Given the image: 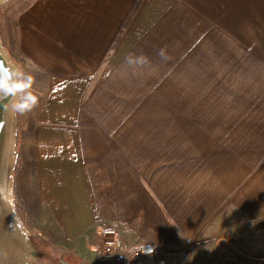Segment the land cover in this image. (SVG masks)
I'll use <instances>...</instances> for the list:
<instances>
[{"label":"crops","instance_id":"1","mask_svg":"<svg viewBox=\"0 0 264 264\" xmlns=\"http://www.w3.org/2000/svg\"><path fill=\"white\" fill-rule=\"evenodd\" d=\"M2 7L35 78L39 264H117L105 226L168 264H264V0Z\"/></svg>","mask_w":264,"mask_h":264},{"label":"rangeland","instance_id":"2","mask_svg":"<svg viewBox=\"0 0 264 264\" xmlns=\"http://www.w3.org/2000/svg\"><path fill=\"white\" fill-rule=\"evenodd\" d=\"M12 1V0H9ZM7 1V2H9ZM16 1V0H15ZM5 4V3H4ZM4 4H0V43L2 46L6 47V51L8 54H12V56L21 61L19 63L21 67L22 76V85H23V93L20 100L17 103L15 110V121H16V130H17V143L15 149V158L14 164L12 168V180H11V199H10V208L9 212H11V216L16 223V227L19 229L20 234L25 233L31 239L28 240L29 246L28 248L31 250V253H34L35 244L39 249L40 253H44L46 248L51 246L52 244L46 240H43L39 237L35 232L37 228L35 227L36 219V211L38 205V197L36 194V189L34 185V170H33V162H34V153L32 149L31 143V132L27 127L24 126V111L27 106L30 107L29 116L33 117L34 106L30 104L31 100L26 97V94L30 93L31 89H34V72L31 69H28V65L22 61V59L17 55L16 48L12 45V34H11V26L13 23V12L16 10H4L2 7ZM17 10L19 6H16ZM23 9V6L20 10ZM18 10V11H20ZM31 77V78H29ZM36 81H42V79L37 78ZM32 123L30 119L28 123ZM26 160V161H25ZM112 227V226H108ZM126 244V243H125ZM127 245V244H126ZM35 248V251L38 249ZM158 250V249H157ZM98 252L103 253L102 250H98ZM158 254V252H157ZM156 254V255H157ZM153 256L147 260H151L152 258H156L157 256ZM112 256V255H110ZM36 262L39 264L42 262L40 255L36 256ZM146 260V261H147ZM156 264H168L166 260H161L160 258L155 259ZM33 261L32 258L29 257L28 264H31ZM55 263V261H52ZM144 263V262H143ZM42 264V263H41ZM51 264V263H48Z\"/></svg>","mask_w":264,"mask_h":264},{"label":"water","instance_id":"3","mask_svg":"<svg viewBox=\"0 0 264 264\" xmlns=\"http://www.w3.org/2000/svg\"><path fill=\"white\" fill-rule=\"evenodd\" d=\"M22 93L20 66L0 43V264H28L29 257H34L28 248L31 237L20 234L9 212L17 143L15 110ZM26 97L36 100L31 93Z\"/></svg>","mask_w":264,"mask_h":264},{"label":"built area","instance_id":"4","mask_svg":"<svg viewBox=\"0 0 264 264\" xmlns=\"http://www.w3.org/2000/svg\"><path fill=\"white\" fill-rule=\"evenodd\" d=\"M98 238L97 249L114 256L117 264H143L158 252L153 244L126 245L115 227H102Z\"/></svg>","mask_w":264,"mask_h":264},{"label":"trees","instance_id":"5","mask_svg":"<svg viewBox=\"0 0 264 264\" xmlns=\"http://www.w3.org/2000/svg\"><path fill=\"white\" fill-rule=\"evenodd\" d=\"M139 4H140V2L137 3L136 6L134 7L133 13L131 14L129 20L132 19V17H133V15L135 14L137 8L139 7ZM14 60L18 61V60L15 59V58H14ZM28 129H29V131L31 132V135H32V134H33V130H34V125H33V123H31V122L29 123V125H28ZM32 165H33V167L36 166L35 163H33ZM39 255L41 256V258H45V257H46V256H45V255H46L45 252H44V253H40V252H39Z\"/></svg>","mask_w":264,"mask_h":264},{"label":"flooded vegetation","instance_id":"6","mask_svg":"<svg viewBox=\"0 0 264 264\" xmlns=\"http://www.w3.org/2000/svg\"><path fill=\"white\" fill-rule=\"evenodd\" d=\"M33 247L35 248V247H36V245L34 244V245H33ZM33 251H34V250H33ZM34 253H35V252H34ZM38 255H39V253H38Z\"/></svg>","mask_w":264,"mask_h":264}]
</instances>
